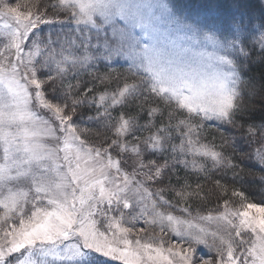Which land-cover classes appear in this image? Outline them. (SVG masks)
<instances>
[{
	"label": "snow or ice",
	"instance_id": "6c2138e0",
	"mask_svg": "<svg viewBox=\"0 0 264 264\" xmlns=\"http://www.w3.org/2000/svg\"><path fill=\"white\" fill-rule=\"evenodd\" d=\"M0 264H264V0H0Z\"/></svg>",
	"mask_w": 264,
	"mask_h": 264
},
{
	"label": "trees",
	"instance_id": "16d2710c",
	"mask_svg": "<svg viewBox=\"0 0 264 264\" xmlns=\"http://www.w3.org/2000/svg\"><path fill=\"white\" fill-rule=\"evenodd\" d=\"M254 199H255V201H256V202H258V200H259V198H258V197L254 198Z\"/></svg>",
	"mask_w": 264,
	"mask_h": 264
},
{
	"label": "rangeland",
	"instance_id": "374dc122",
	"mask_svg": "<svg viewBox=\"0 0 264 264\" xmlns=\"http://www.w3.org/2000/svg\"><path fill=\"white\" fill-rule=\"evenodd\" d=\"M142 226V225H141ZM203 251H207V249H203Z\"/></svg>",
	"mask_w": 264,
	"mask_h": 264
}]
</instances>
